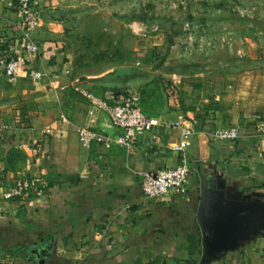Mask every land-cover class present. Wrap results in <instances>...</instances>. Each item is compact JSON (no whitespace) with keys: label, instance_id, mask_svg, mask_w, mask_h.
Returning a JSON list of instances; mask_svg holds the SVG:
<instances>
[{"label":"crops","instance_id":"obj_1","mask_svg":"<svg viewBox=\"0 0 264 264\" xmlns=\"http://www.w3.org/2000/svg\"><path fill=\"white\" fill-rule=\"evenodd\" d=\"M109 1L39 0L42 23L33 37L40 52L26 68L47 75L32 80L3 73L22 35L14 24L18 0H0V262L264 264L263 64H227L218 75L223 84L194 64H169V54L158 64V42L150 44L142 25L151 17H126V0ZM76 87L101 97L136 88L159 121V139L147 133L131 152L82 144L77 126L111 136L121 130ZM21 113L29 126L17 125ZM182 120L197 130L187 146L188 191L147 198L139 173L180 163L167 146L180 140L173 124ZM234 125L236 140L209 137ZM20 178L46 187L4 198Z\"/></svg>","mask_w":264,"mask_h":264},{"label":"rangeland","instance_id":"obj_2","mask_svg":"<svg viewBox=\"0 0 264 264\" xmlns=\"http://www.w3.org/2000/svg\"><path fill=\"white\" fill-rule=\"evenodd\" d=\"M181 1L176 9L171 7ZM123 10L126 17H151L142 25L151 31L150 44L158 42L153 48L158 64L169 54V64H194V70L211 73L218 84H223L218 75L225 74L227 64H263L264 74V0H126ZM185 29L193 32L190 44ZM198 44L208 48L198 50ZM183 46L188 54L184 57Z\"/></svg>","mask_w":264,"mask_h":264},{"label":"built area","instance_id":"obj_3","mask_svg":"<svg viewBox=\"0 0 264 264\" xmlns=\"http://www.w3.org/2000/svg\"><path fill=\"white\" fill-rule=\"evenodd\" d=\"M183 3V1L178 4L175 3L171 7L176 9L178 5ZM42 15L43 8L39 0H18L14 24L22 35V43L19 51L7 52L6 54L3 68V73L6 76L18 77L25 73L32 80H41L47 75L42 70L32 67L26 68L29 60L36 58L40 52V45L34 39L33 32L41 25ZM135 30L139 31V28L135 27ZM185 30L187 31L186 39L188 38V43L190 44L193 32ZM204 45L198 44L196 49L199 50L200 48V50H203L207 47V45L206 47ZM185 50L186 52L188 51L187 46ZM181 53L182 56L188 55L184 51V46ZM66 73L69 74L70 70H67ZM76 90L82 93L91 104L105 110L110 117L112 125L121 130L120 134L111 136L88 127L77 126V133L82 144L89 146L92 142H99L108 147L116 144L124 147L127 152H131L135 148L139 136L151 133L153 140L157 141L159 139V134L155 131L156 127L159 126V121L144 109L141 103V94L136 88L108 89L103 97L79 87H76ZM215 100L219 101V98L215 97ZM173 126L181 128V138L177 143L169 144L167 148L179 155L180 163L176 167L162 169L158 172L142 171L139 173L141 189L147 198L162 197L169 192L186 194L188 191V180L193 170L188 161L187 146L189 138L197 130L193 127L184 126L183 120L175 122ZM1 132L0 129V140L4 138ZM239 133L237 125L214 128L208 131L209 137L214 141L236 140L239 137ZM40 187H46V183L44 184L37 178H20L4 192L3 196L6 199L22 197L29 191L32 193L39 192ZM0 264L3 263L0 262Z\"/></svg>","mask_w":264,"mask_h":264},{"label":"trees","instance_id":"obj_4","mask_svg":"<svg viewBox=\"0 0 264 264\" xmlns=\"http://www.w3.org/2000/svg\"><path fill=\"white\" fill-rule=\"evenodd\" d=\"M162 62V61H161ZM145 109V108H144ZM147 111V110H146ZM148 112V111H147ZM23 119V113H21L20 115H19V118L17 117L16 118V122H17V125H21V123L23 122V121H25V120H22ZM26 123H25V126H29L30 125V123L28 122V121H25ZM196 247H197V245H194L193 246V248L190 250V253H191V255H194L195 253H196ZM189 262V264H198V261L196 260V259H194V258H191V260H189L188 261Z\"/></svg>","mask_w":264,"mask_h":264},{"label":"water","instance_id":"obj_5","mask_svg":"<svg viewBox=\"0 0 264 264\" xmlns=\"http://www.w3.org/2000/svg\"><path fill=\"white\" fill-rule=\"evenodd\" d=\"M208 197V191L207 188L204 187V200Z\"/></svg>","mask_w":264,"mask_h":264}]
</instances>
